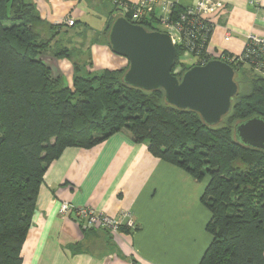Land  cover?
I'll use <instances>...</instances> for the list:
<instances>
[{"label":"trees","instance_id":"1","mask_svg":"<svg viewBox=\"0 0 264 264\" xmlns=\"http://www.w3.org/2000/svg\"><path fill=\"white\" fill-rule=\"evenodd\" d=\"M122 1L130 15L136 3ZM185 10L173 4L171 17ZM116 17L109 18L106 36ZM185 23L173 67L179 77L211 59L213 24L197 16ZM143 25L159 30L155 18ZM63 29L44 20L33 3L0 0V264H23L22 246L51 163L67 147L91 148L121 130L196 180L208 179L201 201L211 213L212 240L199 264H264V152L237 142L234 131L238 121L264 116V76L251 67L253 57L224 52L240 91L232 111L208 125L198 112L167 104L163 90L127 86L128 66L98 72L86 68L92 65L87 59L72 60L67 45L53 47ZM61 59L74 65L71 84Z\"/></svg>","mask_w":264,"mask_h":264},{"label":"crops","instance_id":"2","mask_svg":"<svg viewBox=\"0 0 264 264\" xmlns=\"http://www.w3.org/2000/svg\"><path fill=\"white\" fill-rule=\"evenodd\" d=\"M25 1L33 3L44 20L64 24L61 32L71 33L65 45L83 47L91 71L128 64L111 50L105 33L109 18L123 14L118 0ZM201 1L157 0L152 15H159L164 5L171 11L173 4L185 8ZM211 1L214 9L205 14L213 24L207 51L212 58L225 51L241 56L250 34H264V0ZM67 18L75 24L67 26ZM97 19L101 24L94 22ZM58 65L71 84L70 60L61 59ZM207 183L156 157L127 130L91 148L67 147L44 175L22 246L23 264H199L212 240L207 230L211 213L201 201ZM63 202L119 218L130 212L138 228L117 234L100 227L85 231L74 212H60Z\"/></svg>","mask_w":264,"mask_h":264},{"label":"water","instance_id":"3","mask_svg":"<svg viewBox=\"0 0 264 264\" xmlns=\"http://www.w3.org/2000/svg\"><path fill=\"white\" fill-rule=\"evenodd\" d=\"M111 50L128 60L123 82L146 91L163 90L165 101L182 110L198 112L208 125L219 124L233 109L240 88L236 69L221 58L194 64L181 77L173 72L176 43L170 33L149 30L117 16L108 33ZM240 144L264 152V116L253 115L234 126Z\"/></svg>","mask_w":264,"mask_h":264},{"label":"built area","instance_id":"4","mask_svg":"<svg viewBox=\"0 0 264 264\" xmlns=\"http://www.w3.org/2000/svg\"><path fill=\"white\" fill-rule=\"evenodd\" d=\"M116 3L119 6L124 7L123 14L127 16L131 22L143 24L144 22L155 18L157 24L160 26H164L166 32L171 34L173 41L176 44H180L182 42L181 32L185 28L186 19H190L192 18V16H197L198 18L205 20V14L212 11L215 6V4L211 0H203L196 6L186 7V10L180 14L179 19L175 20L171 17L169 6L165 5L163 6L162 11L159 15H152L157 0H141L137 2L136 8L131 11L130 15H127V11L129 10L128 4H126L122 0H118L116 1ZM65 22L68 25H73L74 19L67 18ZM246 47L247 48L245 52L247 56L253 57L251 61V67L253 68L254 72L261 76H264V34H250L248 36ZM220 58L223 60L225 59L224 53L220 56ZM60 212L65 215L74 212L76 217L80 220H83L85 224L92 227L105 228L113 234L119 233L123 226H126L130 230H134L137 227V223L130 212L123 213L119 218L113 217L108 213L95 210L91 207L75 208L67 202L62 203Z\"/></svg>","mask_w":264,"mask_h":264},{"label":"rangeland","instance_id":"5","mask_svg":"<svg viewBox=\"0 0 264 264\" xmlns=\"http://www.w3.org/2000/svg\"><path fill=\"white\" fill-rule=\"evenodd\" d=\"M92 19H94V17L92 16ZM95 23H97V24H101V20L100 19H97L96 21H94ZM158 28H159V30H161V31H164V32H166V29L164 28V26H160V25H158ZM65 32H61L58 36H57V38L54 40V42H53V47H59V46H61V45H65V44H67V42H68V40L70 41V39H71V37H69V35L71 34V33H69V34H64ZM107 39H108V36H107ZM72 43V42H71ZM77 43H75V46L73 47L71 44H69V48L72 50V57H73V59L72 60H74V59H76V61H78V60H81L82 58L84 59V60H88V61H90V59L88 58V54H87V52H86V50L83 48V47H78L77 45H76ZM81 55H82V57H81ZM190 58H193L192 56L190 57ZM72 60H70V62L72 63ZM90 66H91V64H88L87 66H86V68L89 70V68H90ZM127 66H128V64L124 67V68H127ZM246 67L248 68L249 66L246 64L245 65V68L244 69H242L243 71H245V69H246ZM72 70H73V72L72 73H74V65H73V63H72ZM104 70V69H103ZM100 71H102V70H100ZM247 71H249V70H247ZM69 75L71 74V72L70 73H68ZM248 74H250V73H248ZM73 76V75H72ZM76 220L79 222V223H83L84 224V222H83V220H80V219H78L77 217H76ZM134 229V228H133ZM134 230H136V228L134 229ZM134 230H130L131 232H133Z\"/></svg>","mask_w":264,"mask_h":264}]
</instances>
